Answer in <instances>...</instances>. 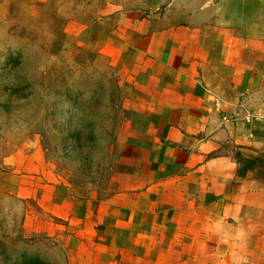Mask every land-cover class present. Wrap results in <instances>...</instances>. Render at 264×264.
Instances as JSON below:
<instances>
[{"label": "crops", "instance_id": "crops-1", "mask_svg": "<svg viewBox=\"0 0 264 264\" xmlns=\"http://www.w3.org/2000/svg\"><path fill=\"white\" fill-rule=\"evenodd\" d=\"M45 1L140 125L122 182L54 188L67 264H264V0Z\"/></svg>", "mask_w": 264, "mask_h": 264}, {"label": "rangeland", "instance_id": "rangeland-1", "mask_svg": "<svg viewBox=\"0 0 264 264\" xmlns=\"http://www.w3.org/2000/svg\"><path fill=\"white\" fill-rule=\"evenodd\" d=\"M78 1L70 14L91 24ZM45 3L0 0V264H67L60 203L46 212L54 188L83 200L122 182L131 141L119 137L140 127L107 59Z\"/></svg>", "mask_w": 264, "mask_h": 264}]
</instances>
